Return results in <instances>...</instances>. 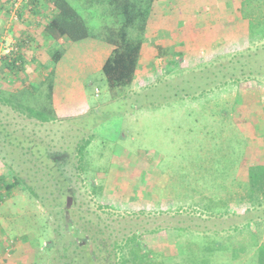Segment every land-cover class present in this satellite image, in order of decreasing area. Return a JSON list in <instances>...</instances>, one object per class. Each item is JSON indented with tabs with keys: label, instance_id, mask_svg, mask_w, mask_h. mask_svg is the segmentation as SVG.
Returning <instances> with one entry per match:
<instances>
[{
	"label": "rangeland",
	"instance_id": "374dc122",
	"mask_svg": "<svg viewBox=\"0 0 264 264\" xmlns=\"http://www.w3.org/2000/svg\"><path fill=\"white\" fill-rule=\"evenodd\" d=\"M33 1L0 0V57L23 39L25 67L0 64V125L14 138L0 134V261L70 264L53 243L58 233L71 242L77 230L106 248L95 264H263L264 206L248 207L245 188L248 168L264 165V78L229 79L221 70L248 53L264 60V42L247 40L248 29L264 34V0L244 1L249 23L237 12L241 0H226L227 30L208 0L194 4L196 16L190 0H141L145 28L129 30L143 42L136 77L116 90L101 67L119 20L99 2L69 0L92 37L60 39L63 57L47 68L52 7ZM218 71L226 79L206 88ZM25 140L60 155L68 193ZM132 245L142 262L132 261Z\"/></svg>",
	"mask_w": 264,
	"mask_h": 264
},
{
	"label": "trees",
	"instance_id": "16d2710c",
	"mask_svg": "<svg viewBox=\"0 0 264 264\" xmlns=\"http://www.w3.org/2000/svg\"><path fill=\"white\" fill-rule=\"evenodd\" d=\"M92 1L105 5V14L117 18L120 23L117 29H112L110 31V34L107 38V42L113 46V50L111 55L103 63L101 72L103 73L110 90L128 88L132 85L136 77L140 54L143 47L142 40L139 38L132 39L129 36V30L138 29L143 31L148 18V13L141 10V0ZM244 1L245 0H241L239 2L238 12L241 14L243 19L248 21L251 17L241 12V10L244 9L242 7V5L245 3ZM36 2L37 4H40V2L37 0L33 1L35 4ZM48 2L49 5L51 4L52 12L47 19L46 25L44 26V34L46 39L53 41L54 46L49 54V62L46 65L47 68L49 66H55L63 57L64 50L61 49L57 44L60 39L66 38L71 43H76L92 37L86 20L77 12V9L71 5L69 0H48ZM253 25H255V23ZM255 30L256 31H252L250 33L248 29L249 36H247V40L250 46L264 42V34L260 32L257 33V28ZM22 43L23 39L19 42V44H17L15 49L13 47L4 49L5 53L0 58V64L3 62L6 69L22 72L25 70L24 57L21 48ZM258 52L259 51L253 52L252 54L248 53L243 57L237 58L233 61V63L229 64L227 68L222 67L223 70L221 71H228L229 75L226 77H230L229 79H234L236 73L239 74L240 78L245 79L264 78V60H262L259 55H257ZM261 52L264 54V49H262ZM221 71H218L216 75L211 72L208 74L209 78L205 79L207 83L206 88H212V86L215 84L214 81L217 82L220 78L226 79L224 75L220 76L222 74ZM182 81L184 80L182 79ZM50 85H48L49 89H51ZM202 89L204 90V87ZM203 90L200 92H203ZM181 92L182 93L180 95L185 96V87H183ZM134 99L135 98H133V100ZM1 100L5 104H10L8 98H6L5 101L4 99ZM12 109L16 110V107H13ZM26 109V114L34 112L31 109ZM30 118H32V116H30ZM0 134H2L5 138L14 139L2 125H0ZM15 140L17 141L16 145H19L20 141L17 139ZM22 142L23 141H21V143ZM24 142H26L27 145L30 144V148L35 149L39 155V159L43 163H47L46 167L52 176L54 185H56L58 191H61V196L64 194V192H69V179L65 177L64 166L59 160L60 155L56 154L54 155L55 157H52L48 150L42 151L40 148H38V145L32 144L31 141L25 140ZM85 143L86 144L83 146V148L78 150L79 154L84 152V149L90 143V139ZM49 156L51 157L52 161L46 162L45 157L48 159ZM77 171L80 170L77 169ZM19 183L20 182L16 179V181H14L11 186H8V189L13 188ZM245 189V200L248 207L251 208L256 206L261 208L264 206V165L261 164L248 168L247 185ZM69 200L72 201L71 198ZM67 205H69V203ZM55 232L58 233L57 230ZM71 232V242L78 241L83 244L73 246L71 242H65L64 239L61 238L62 236L58 233V238L57 240L55 239L56 242L53 243V247L56 249V254H60L61 259L64 261L71 258L70 264H95L93 255L95 253L100 255L104 250H106L104 245L98 244V241L96 240H92L90 243H87L85 241V232L82 234H79L77 230H71ZM128 250L130 251L129 254L132 256V261L134 263L143 261L144 256L137 246L132 245V249L128 248ZM259 257L263 259L262 263L264 264V248L260 249ZM64 264L66 263L64 262ZM121 264H127V261L123 260Z\"/></svg>",
	"mask_w": 264,
	"mask_h": 264
},
{
	"label": "crops",
	"instance_id": "0c3cea01",
	"mask_svg": "<svg viewBox=\"0 0 264 264\" xmlns=\"http://www.w3.org/2000/svg\"><path fill=\"white\" fill-rule=\"evenodd\" d=\"M200 4V2L198 1V0H190V2L188 1V7H191L192 6V8H190V9H192V11H191V14L193 15V16H196L197 14H198V12H199V10L197 9V8H195L194 6V4ZM204 5H205V3H203ZM227 4H228V2L226 1V0H208V2L206 3V5L208 6V9H214V10H216L221 16H222V18H224L225 19V22H224V27H225V30H227L226 28H229L230 27V25H229V27H228V24H229V16H230V13H228L227 11ZM207 6H205L204 8H202L201 9V11H206V10H208L207 9ZM237 12H238V10H237ZM238 14H240L239 12H238ZM241 15V14H240ZM239 15V16H240ZM235 17L236 18V14L235 13H233L232 15H231V17ZM197 18V17H196ZM195 19V18H194ZM203 20H206V17H204V19ZM206 26V25H205ZM147 27H149V23L147 24ZM206 29H210L209 27H207ZM223 30V29H222ZM226 32V31H225ZM192 33H193V29H192ZM209 34V33H208ZM221 34H223V32L222 33H220V35ZM193 35V34H192ZM207 35L204 33V35L203 34H201L197 39H198V41H205L206 39H207V37H206ZM180 43H183V42H179V44ZM142 50H143V47H142ZM141 50V51H142ZM62 59V58H61ZM0 264H6L4 261H0Z\"/></svg>",
	"mask_w": 264,
	"mask_h": 264
},
{
	"label": "built area",
	"instance_id": "2783aa9c",
	"mask_svg": "<svg viewBox=\"0 0 264 264\" xmlns=\"http://www.w3.org/2000/svg\"><path fill=\"white\" fill-rule=\"evenodd\" d=\"M4 54V53H3ZM3 55H1L2 57ZM0 57V58H1ZM1 224V223H0ZM13 242L12 241H9L6 246L4 247V249L2 250V253H4L6 256L9 255L11 249L13 248ZM1 256V255H0Z\"/></svg>",
	"mask_w": 264,
	"mask_h": 264
}]
</instances>
